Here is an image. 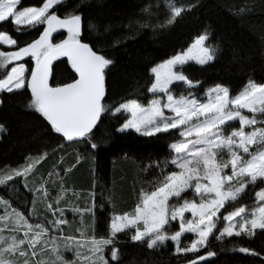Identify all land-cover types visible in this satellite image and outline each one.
<instances>
[{
  "label": "snow or ice",
  "instance_id": "6c2138e0",
  "mask_svg": "<svg viewBox=\"0 0 264 264\" xmlns=\"http://www.w3.org/2000/svg\"><path fill=\"white\" fill-rule=\"evenodd\" d=\"M194 7L193 3L169 5L164 23L158 26L173 25ZM5 23L14 28L26 25L37 36L19 44L4 29ZM61 29L66 30L67 38L61 33L54 42L53 34ZM94 31L97 38L92 40ZM107 32L103 23L89 24L85 10L70 5L69 0H40L39 5L0 0V104L8 94L27 96V106L39 114L53 142L51 157L44 151L29 163L0 172V191L4 193L0 195V264H109V259H119L114 238L125 229L133 230L129 233L132 241L149 249L172 241L177 255L193 253L184 264H202L216 255L209 242L214 232H218L214 239L234 235L264 238V82L249 79L236 93L227 85L215 84L204 96L195 94L191 89L200 81L189 78L184 66L189 61L208 65L217 58L206 43L210 33L205 32L187 50L150 68V102L128 98L110 105L106 77L115 61L105 51ZM3 45L16 47L5 50ZM61 57L70 64V79L57 83L53 62ZM111 114H127L120 132L134 130L146 137L168 134L172 138L169 154L155 164L159 175L141 188L131 211L112 213L110 236L85 237L81 227L77 237L65 229L71 225L66 213L79 215L81 223L85 213L94 218L97 193H89L90 203L85 207L65 199L73 191L69 188L61 186L54 195L49 177L71 176L82 166L81 161L88 159L86 150L98 147L102 116ZM5 130L0 125V133ZM79 145L85 151L66 162L65 148ZM50 158L52 171L45 174L42 169ZM19 186L31 194V207L26 210L13 199ZM246 190L255 195L251 209L238 199ZM73 197L82 199L74 191ZM232 202H236L232 210L221 215L220 210ZM38 205L49 215L33 222V216L43 214ZM173 222L178 230H173ZM186 233L195 238L182 246ZM109 245L110 258H106ZM202 248L209 250L201 253ZM239 251L261 257L260 264H264V249L241 246ZM68 252L76 259L69 258Z\"/></svg>",
  "mask_w": 264,
  "mask_h": 264
},
{
  "label": "trees",
  "instance_id": "16d2710c",
  "mask_svg": "<svg viewBox=\"0 0 264 264\" xmlns=\"http://www.w3.org/2000/svg\"><path fill=\"white\" fill-rule=\"evenodd\" d=\"M22 2L25 5L40 4V0ZM188 3L196 7L182 13L173 25L158 26L164 23L169 5ZM69 4L82 7L89 24L103 23L108 29L104 38L105 51L115 61L106 77L111 97L107 102L110 105L128 98H139L147 104L152 98L147 91L152 75L150 68L187 50L196 37L205 32L210 33L207 44L216 51L217 58L204 66L194 63L184 66L189 78L200 81L198 90L224 84L236 93L246 86L249 79L264 82V0H69ZM144 23L153 27H141ZM3 27L19 44L37 36L36 30L28 26L14 28L11 23H5ZM58 32L53 37L54 42H58L61 33L62 38H67L66 30ZM96 38L94 31L90 39ZM117 39L121 40L118 44L114 43ZM66 59L61 57L53 66L57 83L70 79V64L64 62ZM27 100V96L8 94L0 105V125L6 129L0 137V172L22 166L44 151L52 156L53 142L47 137V129L39 114L27 106ZM124 118L125 115L102 116L97 132L98 147L86 150L88 159L81 161L82 166H77L78 170L71 176H63L62 179L54 175L49 177L50 190H56L54 195L58 194L61 186L69 188L82 199L76 201L73 191L66 193L65 199L79 202L82 206L89 205L91 191L97 193L95 217L85 213L84 225L81 226L78 218L73 217L75 227L65 228L66 231L76 233L75 229L83 227L89 228L91 235L110 236L112 213L131 211L141 188L159 175L155 164L168 157L172 138L168 134L146 137L134 132L121 133L118 128ZM64 151L68 154L65 156L67 162L79 151H85V147L69 146ZM58 155L57 150L56 158ZM51 164V158L44 163L42 171L45 174L52 171ZM246 193L241 202L249 204L255 200V195L249 190ZM0 194L4 193L0 191ZM18 194L26 197L30 193L19 186ZM13 199L16 204L17 197ZM42 213L43 217L49 215L43 210ZM177 228L175 226L173 230ZM130 231L133 230L120 232L114 238L119 259H109V264H184L188 257L193 256L176 255L171 243L167 247L149 249L141 242L132 241ZM241 246L259 251L264 249V238L234 236L216 240L212 237L210 250L216 255L202 264H260L261 257L240 252Z\"/></svg>",
  "mask_w": 264,
  "mask_h": 264
},
{
  "label": "rangeland",
  "instance_id": "374dc122",
  "mask_svg": "<svg viewBox=\"0 0 264 264\" xmlns=\"http://www.w3.org/2000/svg\"><path fill=\"white\" fill-rule=\"evenodd\" d=\"M21 26H26V25H21ZM59 32H57V33H54L53 34V37L56 35V34H58ZM194 43V42H193ZM206 43H207V41H206ZM3 46H5V47H7V48H14L15 46L14 45H3ZM191 46V45H190ZM189 46V47H190ZM191 63H194V64H197V65H199L198 63H196L195 61H189L187 64H191ZM211 63V62H210ZM186 64V65H187ZM200 66H204V65H200ZM177 84H182V82H177ZM177 84H174L173 85V87L175 86V85H177ZM200 86V84H197V85H195V87L194 88H192L191 90L195 93V94H197V95H199V96H204L205 95V93H206V90L208 89H205V90H198L197 88ZM150 93V92H149ZM150 95H151V97H152V94L150 93ZM150 102V101H149ZM1 105V104H0ZM246 114H249V115H251L250 113H246ZM113 115H127V114H113ZM237 124H238V122H236ZM172 131H175V130H172ZM120 132V131H119ZM127 132H134V133H136L134 130H128V131H125V132H121V133H127ZM136 134H138L139 136H142V135H140L139 133H136ZM1 135H2V133H0V137H1ZM79 146H81V147H85L84 145H79ZM31 161V160H30ZM29 161V162H30ZM28 161H27V163H29ZM246 192H247V190H246ZM1 195V194H0ZM187 195V194H186ZM17 197H19V198H17V202H16V204L21 208V210H26L27 208H29V199H30V197H31V195L30 194H28V195H26V197H25V195H19L18 194V196ZM239 199V201L241 202V201H244V194L242 193L241 194V197L240 198H238ZM254 202H255V200H252V201H250V202H248L249 204H246V203H243V205H245L246 206V208L247 209H251L253 206H254ZM256 203H258V202H256ZM234 204H236V202H232V203H230V204H226L225 205V207L224 208H222L221 210H220V214L221 215H223V214H226V210H228V211H230V210H232V206L234 205ZM28 205V206H27ZM31 207V206H30ZM38 207L39 208H41V210H43L44 209V206L43 205H38ZM26 214H28V213H26ZM67 216H68V218H69V220L71 221V225L69 226V225H66L65 226V228L66 229H74V227H75V222L73 221V217H77L78 219H77V222H79L80 223V226L81 225H84V220L85 219H83V222L81 223V220H80V217H79V215H77V214H73L71 211H68L67 213ZM187 215V214H186ZM32 219H33V222H36V221H42L43 219H44V217L42 216V215H36V216H33L32 217ZM224 222H222V224H223ZM175 226H177L178 227V225H176V222H173V227H175ZM222 226V225H221ZM0 227H3V223L2 222H0ZM80 229V228H79ZM84 229V231H85V237H87V236H90L91 234L89 233L90 232V229L89 228H83ZM76 230V233H71V231H67V233L68 234H71V235H75V236H77V237H79L80 236V232L78 231V229H75ZM127 230H130V229H125L124 231H127ZM176 230H178V228L176 229ZM257 231H259V230H257ZM5 234H7V233H5ZM118 234V233H117ZM215 235H218V232H214V236ZM214 236H210L209 237V242H210V240L212 239V237H214ZM235 236V235H234ZM234 236H232V237H234ZM235 237H237V236H235ZM195 237H194V234H191V233H186L184 236H182V238H181V244H182V246H186L188 243H190V241H191V239H194ZM226 238H230V237H227V236H225L223 239H226ZM223 239H216V240H223ZM136 242V241H135ZM169 243H171V244H173V246H174V249H175V245H174V242H172V241H168L167 242V244H166V246H164V247H167L168 246V244ZM111 248V245H109V246H107V248L105 249V256H106V258H108V253H109V249ZM202 250H205L204 248H202L201 249V251ZM82 251H84V250H82ZM176 254V253H175ZM188 254H193V253H188ZM66 255L69 257V258H72V259H76V257L74 256V254L73 253H71V252H68V253H66ZM177 255V254H176ZM179 255H185V254H179ZM80 264H83V261H81L80 262Z\"/></svg>",
  "mask_w": 264,
  "mask_h": 264
},
{
  "label": "water",
  "instance_id": "95a60500",
  "mask_svg": "<svg viewBox=\"0 0 264 264\" xmlns=\"http://www.w3.org/2000/svg\"><path fill=\"white\" fill-rule=\"evenodd\" d=\"M57 61H58V60H56V61L53 62V66H54V64H55Z\"/></svg>",
  "mask_w": 264,
  "mask_h": 264
}]
</instances>
